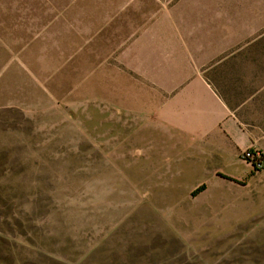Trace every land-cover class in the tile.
Wrapping results in <instances>:
<instances>
[{
	"label": "rangeland",
	"instance_id": "rangeland-1",
	"mask_svg": "<svg viewBox=\"0 0 264 264\" xmlns=\"http://www.w3.org/2000/svg\"><path fill=\"white\" fill-rule=\"evenodd\" d=\"M181 1L0 0V264H264V166L149 132L117 59ZM211 65L264 154V41Z\"/></svg>",
	"mask_w": 264,
	"mask_h": 264
},
{
	"label": "crops",
	"instance_id": "crops-1",
	"mask_svg": "<svg viewBox=\"0 0 264 264\" xmlns=\"http://www.w3.org/2000/svg\"><path fill=\"white\" fill-rule=\"evenodd\" d=\"M263 38L264 0H182L134 31L117 59L146 92L139 112L149 132L185 141L195 150L186 149L189 154L217 155L223 168L243 150L261 147L205 72L239 46Z\"/></svg>",
	"mask_w": 264,
	"mask_h": 264
},
{
	"label": "built area",
	"instance_id": "built-area-1",
	"mask_svg": "<svg viewBox=\"0 0 264 264\" xmlns=\"http://www.w3.org/2000/svg\"><path fill=\"white\" fill-rule=\"evenodd\" d=\"M241 158L252 169H261L264 166V154L253 148L244 150Z\"/></svg>",
	"mask_w": 264,
	"mask_h": 264
},
{
	"label": "trees",
	"instance_id": "trees-1",
	"mask_svg": "<svg viewBox=\"0 0 264 264\" xmlns=\"http://www.w3.org/2000/svg\"><path fill=\"white\" fill-rule=\"evenodd\" d=\"M254 170H259V169H256L254 168ZM222 178H225V179H228V180H231L230 178L226 177V176H223V175H220ZM203 190V186L199 187L198 189H196V193H199L200 191Z\"/></svg>",
	"mask_w": 264,
	"mask_h": 264
}]
</instances>
